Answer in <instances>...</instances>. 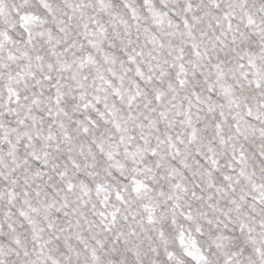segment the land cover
<instances>
[{
  "label": "snow or ice",
  "instance_id": "1",
  "mask_svg": "<svg viewBox=\"0 0 264 264\" xmlns=\"http://www.w3.org/2000/svg\"><path fill=\"white\" fill-rule=\"evenodd\" d=\"M0 264H264V0H0Z\"/></svg>",
  "mask_w": 264,
  "mask_h": 264
}]
</instances>
